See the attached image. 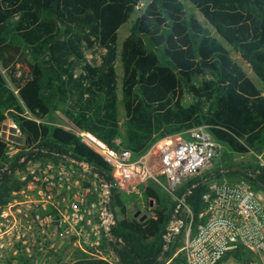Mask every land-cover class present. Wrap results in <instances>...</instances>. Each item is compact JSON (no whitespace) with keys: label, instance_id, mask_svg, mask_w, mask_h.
<instances>
[{"label":"trees","instance_id":"trees-1","mask_svg":"<svg viewBox=\"0 0 264 264\" xmlns=\"http://www.w3.org/2000/svg\"><path fill=\"white\" fill-rule=\"evenodd\" d=\"M185 1L192 10L182 0H151L139 11L143 0H0V133L3 123L12 120L24 135L28 160L57 162L72 156L90 163L114 184L110 166L99 155L45 121L62 110L77 128L116 148L121 89L126 113L123 145L135 155L153 142L200 126H208L225 146L223 162L264 151V91L197 14L264 83V0ZM136 13L120 50L119 31ZM18 66L24 69L21 77ZM24 166L19 158L8 161L0 136V206L23 187L14 172ZM224 179L246 180L258 192L264 189V169L254 163L221 165L184 181L175 197L151 184L145 198L155 207L142 222L128 215L129 196L113 187V207L119 209L112 230L117 264H185L182 249L190 221L184 206L178 215L184 225L166 250L180 201L185 199L194 215L195 233L203 195L211 182ZM246 256L250 260L245 253H235L221 264Z\"/></svg>","mask_w":264,"mask_h":264},{"label":"built area","instance_id":"built-area-1","mask_svg":"<svg viewBox=\"0 0 264 264\" xmlns=\"http://www.w3.org/2000/svg\"><path fill=\"white\" fill-rule=\"evenodd\" d=\"M10 121L3 123L0 133L6 157L9 162L19 158L25 166L14 172L23 187L0 206V264L11 260L117 264L112 230L119 209L113 207V187L133 194L138 187L146 190L153 184L175 197L184 181L213 167L225 151L208 126L153 142L140 155L124 147L122 138L115 139L114 148L91 132L69 127L67 132L110 166L115 181L110 184L90 163L72 156H61L57 162L28 160L24 135ZM249 155L264 169V151ZM202 200L204 210L195 233L194 215L185 199L180 201L190 221L182 249L185 264H221L235 253L249 255L248 264H264V196L246 180L222 181L211 182ZM175 224L184 225L180 219Z\"/></svg>","mask_w":264,"mask_h":264},{"label":"rangeland","instance_id":"rangeland-1","mask_svg":"<svg viewBox=\"0 0 264 264\" xmlns=\"http://www.w3.org/2000/svg\"><path fill=\"white\" fill-rule=\"evenodd\" d=\"M151 0H143L142 4L140 5V7L138 8V11L143 9L145 7V5L147 3H149ZM186 5L187 2L185 0H182ZM189 7V9L192 10V6L191 5H187ZM200 20L202 21V23L204 24L205 27H207L209 29V31L211 32V34L217 38L230 52L232 57L243 67V69L245 70V72L247 73V75L249 76V78L257 85V87L261 90L264 91V83L256 76V74L252 71V69L250 68V66L241 58L240 54L238 52H236L234 50L233 47H231L223 38L220 37V35L217 33V31L210 26L205 19L203 18V16H201L200 13H197ZM138 13L134 14L132 16V18L130 19V21L125 24L124 26H122V28L119 31V49H122V44L124 42V40L129 36L130 34V28L131 25L133 23V21H135V19L137 18ZM98 53V50L95 53H91L89 54V57H96L95 55ZM117 73L119 75V83H120V87L122 84V77H123V67H122V63L120 61V59L118 60L117 64ZM18 68L20 69V72L18 74L17 77H21L22 73L24 72V69L21 66H18ZM3 74L6 78V80L9 83L10 88L17 94L18 92L15 90L13 84L11 83L10 77H9V73L6 70H3ZM119 95H120V103H119V112H120V136L119 138L123 139V134L125 133V123H126V113H125V109L123 107L122 101H121V89L119 91ZM27 115L30 116V114L27 112ZM6 124L10 125L11 121L8 120L5 122ZM46 124L49 125H53L56 127H60L64 130L67 131V129L69 127H71L72 124L63 114L62 110H58L56 112H54L53 115H51L49 118L46 119L45 121ZM75 126V125H74ZM76 127V126H75ZM164 139H161L159 141H162ZM253 157L252 155H247L244 157H234L232 156L231 158H229L227 161L223 162L222 158L219 159L215 165L205 171H202L200 174H204L206 172H214L215 169H218L219 166L221 165H225L226 167H228L229 165H236V166H247L249 164H253ZM199 175V174H198ZM194 177V176H193ZM193 177H190L188 179H191ZM187 179V180H188ZM224 181H229V179H224ZM230 182V181H229ZM260 193L264 196V189H259ZM121 191L125 194H127L129 196V200L127 202V208H128V215L129 216H133L135 217V214L137 212H141L142 216L146 215L148 218L151 217L153 215L152 213V209L155 207H151L150 206V202L149 200H147L145 198V188L143 186L138 187L137 191L133 194H129L127 192V189L122 188ZM179 228L178 224H175L174 222H172L170 231L172 232L173 229H177ZM181 231V228L178 232H175V234H179ZM169 237V235H168ZM170 246V245H169ZM169 249V247H168ZM243 256V255H242ZM249 256V255H248ZM251 258V257H250ZM78 260H47V261H38V263L35 264H73L75 262H77ZM249 262V257H242V259L238 260V259H233V258H229V260H227L224 264H248ZM34 264V261H24V260H20V261H15V260H11L8 261V264Z\"/></svg>","mask_w":264,"mask_h":264},{"label":"water","instance_id":"water-1","mask_svg":"<svg viewBox=\"0 0 264 264\" xmlns=\"http://www.w3.org/2000/svg\"><path fill=\"white\" fill-rule=\"evenodd\" d=\"M151 207H154V203H151ZM180 208V207H179ZM179 208H178V210H177V212H176V215H175V217H174V220H173V222L174 223H177L178 221H179V217H178V215H179ZM135 218L136 219H139L140 221H145V220H147V216L146 215H144V216H142V213L139 211V212H137L136 214H135ZM180 229V228H179ZM171 237H172V234L171 235H169V237H168V239H167V241H168V245H167V247H166V250H168V247H169V245H170V242H171Z\"/></svg>","mask_w":264,"mask_h":264},{"label":"crops","instance_id":"crops-1","mask_svg":"<svg viewBox=\"0 0 264 264\" xmlns=\"http://www.w3.org/2000/svg\"><path fill=\"white\" fill-rule=\"evenodd\" d=\"M234 259V258H233Z\"/></svg>","mask_w":264,"mask_h":264}]
</instances>
